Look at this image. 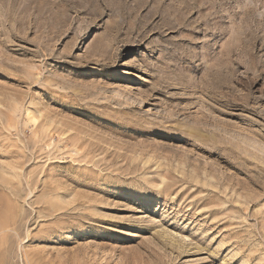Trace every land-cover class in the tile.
I'll use <instances>...</instances> for the list:
<instances>
[{
	"label": "rangeland",
	"instance_id": "obj_1",
	"mask_svg": "<svg viewBox=\"0 0 264 264\" xmlns=\"http://www.w3.org/2000/svg\"><path fill=\"white\" fill-rule=\"evenodd\" d=\"M0 264H264V0H0Z\"/></svg>",
	"mask_w": 264,
	"mask_h": 264
}]
</instances>
